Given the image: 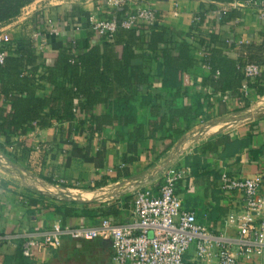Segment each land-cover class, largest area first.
Returning <instances> with one entry per match:
<instances>
[{
	"label": "crops",
	"instance_id": "crops-1",
	"mask_svg": "<svg viewBox=\"0 0 264 264\" xmlns=\"http://www.w3.org/2000/svg\"><path fill=\"white\" fill-rule=\"evenodd\" d=\"M129 3V6H151L155 10L153 24L164 25L176 38H183L188 43L200 38L201 34H184L188 31L193 14L202 6L204 22L200 26L201 31L216 33L214 46L230 60H235L237 56L246 57L247 60L248 46L258 47L264 36V5L240 6L237 3L235 6L223 0H131ZM113 9L105 5V0H32L21 7L15 17L0 23V32L9 36L12 45L25 40L43 57L44 63L50 65L57 49L71 38H88L90 43L100 44L91 31L89 19L109 16ZM223 10H232L234 14L220 21ZM33 32H38L39 36L32 37ZM193 56L196 60L201 58L198 51ZM42 71V67H37L29 85V92L38 96L51 90L47 82L37 79ZM193 71L197 77L207 73L200 64L195 65ZM249 98V106L236 111L234 108L240 105L239 102L229 97L219 98L207 110V119L200 118L190 124L165 154L158 157V148L151 138L142 141L133 153L134 160L131 162L123 161V157L128 156L129 141L118 144L106 141L101 168L78 157H71L65 165L69 150L75 146L88 145L92 156L100 149V136L88 139L85 130L74 133L78 120L82 118L79 114L68 124L57 121L47 127L34 125L25 135L13 137L14 142H19L30 151L15 162L3 156L7 163L6 166L0 165V264H111L110 244L102 238L85 241L63 237L57 248L34 249L32 257L23 256L18 247L21 248L22 243L30 237H40L54 221L61 227H76L95 225L101 217L97 213L93 218L74 216L61 219L47 207L50 202L93 201L95 204L92 206H95L117 199L118 205L125 202V207L119 206L115 217H107L117 223L131 222V200L123 201V197L143 187H149L156 193L162 171L169 165L182 166L184 162L191 161L192 156L195 157L196 170L190 171L175 186V194L182 208L192 211L197 222L208 231L235 238L236 222H230L228 218L241 213V196L236 192H221L218 187L219 175L225 173L231 177H249L259 174V190L264 192V102L261 104L264 94L257 99L251 95ZM104 109L105 106L100 103L94 106L96 114ZM217 135L226 136L228 140L248 135L249 143L247 147L223 156L221 140L212 143ZM207 142L210 145L205 147ZM19 148L6 147L10 152L15 151L16 157L19 156ZM101 176L114 181L94 186ZM43 178H51L55 183H48ZM67 193L79 195L80 198L66 196ZM184 260L185 264H216L214 256L207 262L197 261L192 247L184 254ZM237 264H261V256H254L250 260L239 259Z\"/></svg>",
	"mask_w": 264,
	"mask_h": 264
},
{
	"label": "trees",
	"instance_id": "trees-1",
	"mask_svg": "<svg viewBox=\"0 0 264 264\" xmlns=\"http://www.w3.org/2000/svg\"><path fill=\"white\" fill-rule=\"evenodd\" d=\"M31 1L0 0V23L15 17L21 7ZM260 1L264 5V0ZM113 10L117 17L123 7ZM232 10L221 11L220 21L229 19L234 14ZM203 19L201 6L193 14L184 34H201L192 43L176 38L162 24L140 23L133 28L118 26L109 39L99 37L100 44L90 43L88 38L73 39V48L68 43L63 44L50 65L45 64L43 57L25 40L15 45L10 41L4 43L6 54L0 64V152L11 162L22 159L30 149L14 142L13 137L25 135L34 125L47 127L57 121L68 124L79 114L82 118L74 133L85 130L88 139L100 136V149L92 156L88 145L75 146L69 150L65 165L71 157H78L101 168L106 141L114 144L129 141L128 156L123 157V161L131 162L142 141L151 138L158 148V157L165 154L190 124L199 118L207 119V110L219 98L229 97L239 102L235 111L249 106L250 95L257 99L264 94V72L251 80L246 78L241 70L246 57L227 58L214 46L216 33L201 31ZM252 47L248 46V49ZM258 47L264 48V36ZM195 51L201 54L199 60L193 56ZM197 64L207 73L197 77L193 71ZM39 66L43 71L37 79L51 86L50 92L41 96L29 92L32 75ZM243 86L247 94L243 93ZM99 103L105 109L96 114L94 106ZM248 140V135L234 140L217 135L212 143H222V155L229 156L247 147ZM209 145L210 142L205 143V147ZM18 146V157L15 151L6 149ZM183 165L194 172L195 157ZM43 179L55 183L51 178ZM108 181L114 180L101 176L94 186L105 185ZM129 198L131 200L132 195L124 196L123 201ZM116 201L92 206L93 201L62 200L47 203V207L61 219L93 218L97 213L101 217H115L119 206L126 205L125 202L118 205Z\"/></svg>",
	"mask_w": 264,
	"mask_h": 264
},
{
	"label": "built area",
	"instance_id": "built-area-1",
	"mask_svg": "<svg viewBox=\"0 0 264 264\" xmlns=\"http://www.w3.org/2000/svg\"><path fill=\"white\" fill-rule=\"evenodd\" d=\"M237 6L236 0H225ZM256 4L260 0H241L238 5ZM105 5L123 10L117 17L109 16L89 19L94 36L110 38L116 27L133 28L140 23L153 24L155 10L149 5L129 6L127 0H105ZM55 34L56 32L50 31ZM39 36L33 32L32 37ZM9 41L5 32H0V64ZM73 48V38L68 40ZM243 75L253 79L264 72V64L246 60L241 67ZM242 91L247 94L243 86ZM200 119V118H199ZM202 122L201 120H199ZM190 172L188 166H167L160 175L154 193L149 187L138 188L132 193L131 222L117 223L108 217H101L95 225L63 226L51 223L40 237L26 239L20 248L25 257H32L33 250L43 247L57 248L63 237L74 240L107 239L111 248V264H185L184 254L193 248L197 261L207 262L211 256L216 264H237L238 260H250L261 256L264 251V192L259 190V174L249 177H231L221 173L218 178L219 190L223 193L240 194L242 204L238 216H229L236 222L235 238L215 234L198 223L192 211L182 208L175 194V186Z\"/></svg>",
	"mask_w": 264,
	"mask_h": 264
},
{
	"label": "rangeland",
	"instance_id": "rangeland-1",
	"mask_svg": "<svg viewBox=\"0 0 264 264\" xmlns=\"http://www.w3.org/2000/svg\"><path fill=\"white\" fill-rule=\"evenodd\" d=\"M129 1L131 0H127V2ZM98 17H102V16H98ZM246 51L249 54V58L247 59L248 61L258 63V64H264V48L263 47H255V48L247 49ZM262 100L263 101L261 104H263L264 98ZM2 157H3V154L0 152V165L6 166L7 161L4 160V157L3 158Z\"/></svg>",
	"mask_w": 264,
	"mask_h": 264
},
{
	"label": "water",
	"instance_id": "water-1",
	"mask_svg": "<svg viewBox=\"0 0 264 264\" xmlns=\"http://www.w3.org/2000/svg\"><path fill=\"white\" fill-rule=\"evenodd\" d=\"M66 196H70V197H72L74 199H79L80 198L79 195H71L69 193H67ZM107 241L109 242V240H107ZM109 244H110V242H109ZM261 264H264V251L262 252V255H261Z\"/></svg>",
	"mask_w": 264,
	"mask_h": 264
},
{
	"label": "bare ground",
	"instance_id": "bare-ground-1",
	"mask_svg": "<svg viewBox=\"0 0 264 264\" xmlns=\"http://www.w3.org/2000/svg\"><path fill=\"white\" fill-rule=\"evenodd\" d=\"M213 126H216V125H213ZM213 126H211L208 130H210Z\"/></svg>",
	"mask_w": 264,
	"mask_h": 264
}]
</instances>
